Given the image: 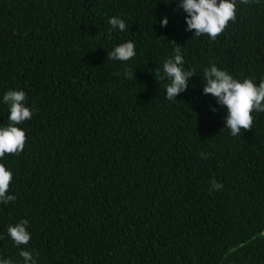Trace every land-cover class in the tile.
Wrapping results in <instances>:
<instances>
[{"label":"trees","instance_id":"trees-1","mask_svg":"<svg viewBox=\"0 0 264 264\" xmlns=\"http://www.w3.org/2000/svg\"><path fill=\"white\" fill-rule=\"evenodd\" d=\"M179 2L0 0V127L7 91L23 90L32 110L17 125L24 151L0 159L16 197L0 203V257L264 264V113L234 137L226 108L203 94L213 64L240 82L264 80V0H236V21L216 40L186 31ZM112 16L123 32L109 35ZM128 41L133 59L108 60ZM177 47L194 76L170 101L157 72ZM213 179L223 188L212 190ZM25 219L31 240L17 247L7 229Z\"/></svg>","mask_w":264,"mask_h":264},{"label":"clouds","instance_id":"clouds-1","mask_svg":"<svg viewBox=\"0 0 264 264\" xmlns=\"http://www.w3.org/2000/svg\"><path fill=\"white\" fill-rule=\"evenodd\" d=\"M242 4H248L253 0H240ZM178 8L186 13V31H194L195 36L208 35L216 40L225 31L228 23L236 21V0H180ZM111 26L109 35L113 30L123 32L126 23L123 19L112 16L108 19ZM161 27L168 25V18L164 17L160 22ZM136 45L128 41L116 46L108 52V60L127 62L136 56ZM184 59L180 48L175 49L173 58L167 59L163 64V74L157 72L161 80L170 81L166 88V98L176 100V97L184 93L189 87V78L194 76L193 71L183 68ZM125 75L135 78L130 70ZM203 94L215 97L217 102L226 108L225 127L230 129L232 136L251 131L254 124L253 113H264V80L257 86L252 79L245 78L242 82L233 78L227 71L219 69L215 64L204 69ZM27 94L23 90H9L3 96V102L9 106V124L0 127V159L6 154L20 155L26 145V132L17 127L32 118V110L26 106ZM213 112L215 108L211 109ZM203 159H208L209 154L201 153ZM13 173L4 164L0 163V203L14 202L16 197L8 194ZM223 185L212 181V190H220ZM28 221L10 225L8 235L17 247L26 246L31 240V234L27 231ZM2 239V238H0ZM24 264H36L33 252L20 251ZM0 264H12L9 258L0 257Z\"/></svg>","mask_w":264,"mask_h":264}]
</instances>
